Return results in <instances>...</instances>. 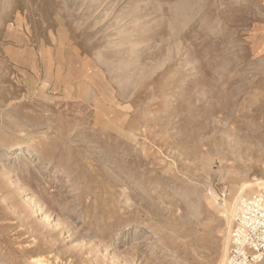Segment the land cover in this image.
Listing matches in <instances>:
<instances>
[{
  "label": "rangeland",
  "instance_id": "rangeland-1",
  "mask_svg": "<svg viewBox=\"0 0 264 264\" xmlns=\"http://www.w3.org/2000/svg\"><path fill=\"white\" fill-rule=\"evenodd\" d=\"M264 187V0H0V264H224Z\"/></svg>",
  "mask_w": 264,
  "mask_h": 264
},
{
  "label": "built area",
  "instance_id": "built-area-1",
  "mask_svg": "<svg viewBox=\"0 0 264 264\" xmlns=\"http://www.w3.org/2000/svg\"><path fill=\"white\" fill-rule=\"evenodd\" d=\"M264 260V187L241 197L236 205L224 264Z\"/></svg>",
  "mask_w": 264,
  "mask_h": 264
},
{
  "label": "crops",
  "instance_id": "crops-1",
  "mask_svg": "<svg viewBox=\"0 0 264 264\" xmlns=\"http://www.w3.org/2000/svg\"><path fill=\"white\" fill-rule=\"evenodd\" d=\"M256 264H264V260H262V261H260V262H258Z\"/></svg>",
  "mask_w": 264,
  "mask_h": 264
}]
</instances>
